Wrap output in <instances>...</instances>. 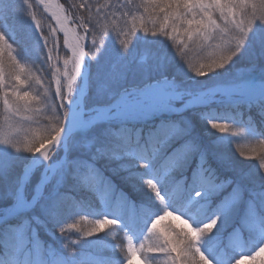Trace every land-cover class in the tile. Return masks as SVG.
Segmentation results:
<instances>
[{
  "label": "rangeland",
  "instance_id": "rangeland-1",
  "mask_svg": "<svg viewBox=\"0 0 264 264\" xmlns=\"http://www.w3.org/2000/svg\"><path fill=\"white\" fill-rule=\"evenodd\" d=\"M97 1L101 0H92ZM117 1L110 0L114 5ZM32 2L35 3L34 0ZM40 12H43L42 7ZM111 18L110 15L109 19ZM128 20L130 21L131 17H128ZM32 25L35 29L32 21L29 28H32ZM121 38H118L115 32L110 33L105 37L102 51L97 53L94 59L85 58L83 71L76 82L71 102L65 104L69 113L70 104L78 98L82 90L86 91L84 101L91 103L93 101L94 105L85 106L84 103L81 107L79 103L78 107L83 113V119L92 121L85 129L88 131L87 135L89 137L95 135L97 139L94 142H85L84 137L76 135L64 143V147L62 142L55 144L50 149L51 158L47 162H37L41 158L38 153L29 157L20 168V174L15 182V191L20 188L25 202H31L36 188L45 176L49 179L41 189L40 199L32 207L15 208L16 202L11 196V190L2 197L0 200L2 205L9 200L0 208V215L10 214L13 220L10 219L6 225L0 226V247L6 249L11 245L12 249H16L18 255L13 256L14 264H60L61 261L64 264H76L80 260L99 261V264L103 261L107 264H124L125 254L120 249L122 245L127 244L126 235L136 246L141 242L146 247L157 243L155 236L147 233V227L151 219L161 214L163 210L169 209L173 214L157 222L154 230L156 233L167 232L168 235L175 236L176 233L183 235L184 232H188L191 235L189 228L203 224L221 211L229 193L234 187H238L241 191L240 199L227 204L217 225L210 233L202 235L199 247L209 264L234 262L264 264V252L259 248L262 242L253 234L255 230L264 233V219L259 215L260 212L264 217V170L259 167V160L255 156L250 155L249 159H245L238 153L243 151L250 154L252 148H256L259 153L261 148L259 141L264 140V93L256 94V91L264 86V60L248 68L247 71H251L250 75L244 78L237 77L232 82L222 77H218V80L206 79L203 75L200 77L204 81L199 84L197 78L179 81L174 76L169 77L164 73L157 75L146 73L139 83L127 85V81L119 78V74L123 72L125 75L130 67L126 62V55L121 53L119 46ZM136 42L137 40H133L128 53ZM131 52H134V49ZM213 74L211 75L214 76ZM109 75L116 79L110 82L109 92L102 94L98 90L99 85ZM250 76H254L255 80L248 84L246 80ZM195 79L197 80L194 81ZM154 87L178 94V97L162 104L164 107L157 114L152 110L161 106L149 108L147 105L151 103L150 99L143 100L144 106L128 108L121 114L117 109L103 110L123 95L131 100L135 94ZM227 87L236 92L228 95L227 92L221 91ZM256 87L255 94L246 92V90L251 92ZM90 96L92 101L88 100ZM192 101L194 102L189 105L188 103ZM256 105L261 106V110H257ZM132 111L140 113L133 116ZM0 112L3 117L0 118V127L10 136L21 140L29 128L28 122L22 120L20 116L10 117L5 122L7 114L3 106L0 107ZM245 113H248V116ZM123 119L124 121L133 119L136 122L124 124ZM209 120L227 122L240 131L217 132L209 126ZM169 123L179 125L184 130L183 133L171 137L154 159L142 154L147 148L149 135L160 126ZM122 129L129 135L130 142L127 147L123 146V138L117 135ZM137 131L139 136H133ZM185 143L192 144L194 148L183 154L177 167L164 174L161 169L163 162ZM97 149L106 154H98ZM0 151L3 153L0 160H11L15 155L13 152L18 153L8 145H0ZM111 152L118 155L113 156ZM78 153L81 157L75 158L74 155ZM201 157L204 160L203 165ZM33 160L37 163L25 180L24 170ZM83 160H88L94 165L109 187L103 199H101V193L105 192L103 185L93 188L91 206L83 203L82 206L74 207L68 202L69 199L84 198L83 194L88 192L89 187L79 184L72 178L73 167L70 162ZM61 161H65L66 166L62 165ZM141 161L148 166L141 168ZM57 165L60 167L57 168ZM202 167L211 171L217 182L224 180L230 183L216 193L211 195L201 193L192 200L191 197L200 187L195 177ZM171 174L180 175L176 181L167 182ZM67 175L71 177L66 179ZM5 179H0V191L5 187L3 186ZM145 179H152L157 184L160 199L145 186L143 183ZM60 193L67 194L65 207L44 226L37 224L33 217L45 218L44 210L55 208V196L58 197ZM177 209L182 211L179 210L181 212L177 213ZM81 214L86 216L82 219L79 216ZM101 216L115 219L119 224L106 226L99 233L86 237L84 232L90 230L95 220ZM186 219L189 222L185 223ZM25 220L29 222L30 227L25 229L21 237L14 229ZM65 220H69L68 224L75 223L77 227L68 229L65 225L66 231L62 235L57 231V224ZM33 230L35 237L32 235ZM21 239L22 245L19 243ZM37 240L39 248L34 247ZM73 241L78 243L72 244ZM246 242L249 243L248 246ZM64 243L71 244L74 249L71 257L67 255ZM236 250L239 253L243 252V256L237 259V255L233 254ZM160 258L163 264V258ZM133 264H138V261L134 260Z\"/></svg>",
  "mask_w": 264,
  "mask_h": 264
},
{
  "label": "snow or ice",
  "instance_id": "snow-or-ice-1",
  "mask_svg": "<svg viewBox=\"0 0 264 264\" xmlns=\"http://www.w3.org/2000/svg\"><path fill=\"white\" fill-rule=\"evenodd\" d=\"M43 12H40V8ZM95 7V11H93ZM143 13L139 17L133 14L129 4H112L110 0L93 5L92 0H72L71 8H66L58 0H0V17L7 18L9 15H22L31 19L36 31L44 42V50L47 51L45 64L51 71V78L47 85L44 83V76L31 73L24 63L20 62L15 54V49L8 42L5 35L0 34V104L7 114L5 122L10 117L20 116L24 121L29 122V128L25 132L23 144L8 132L0 127V145L11 146L15 151H25L32 154H39L43 161L51 158V147L57 144L61 138L66 119L69 115L64 111L65 104L71 102V96L78 78L80 77L85 58L94 59L100 53L105 44V37L115 32L119 39L121 53L126 55L130 50L133 39L138 32L152 36H162L171 41L172 47L178 56L182 58L188 70L196 76L208 75L214 70L221 69L229 64L234 57L239 55L245 47L249 35L257 27L264 29V0H143ZM51 18L45 32V24L40 18L44 15ZM111 15V20L109 16ZM131 17V20H128ZM123 21V26H121ZM151 22L152 27L147 26ZM63 35V47L67 49L66 58L54 55L59 50L58 35ZM261 44H264V33L260 36ZM144 57H141L143 60ZM62 62V66H61ZM124 73L119 74L122 79ZM116 77L109 75L101 82L98 90L103 94L109 92L110 82ZM33 82L44 92L31 90ZM53 93L56 105L52 106L49 94ZM58 102V103H57ZM51 105V107H49ZM51 109V114L46 109ZM60 115H57V111ZM91 120L80 119L73 114V131L77 127H87ZM209 126L220 133L240 131L227 122L209 120ZM34 125V126H32ZM183 129L175 123L165 124L154 130L149 135L147 148L142 154L155 158L160 149L168 140L177 134H182ZM117 135L123 138V146L129 144V135L126 130H121ZM139 136V132L133 133ZM261 145L259 153L252 148L249 153L238 152L245 159L255 156L259 160V167L264 170V140L259 141ZM194 146L185 143L175 154L169 155L163 162L161 169L164 174L177 167L184 153L192 150ZM98 154H106L97 149ZM113 156L118 153L111 152ZM95 157H93L94 159ZM72 178L85 187L96 188L103 185L105 192L101 193V199L108 189L107 181L99 174L94 165L88 160L72 161ZM204 160L201 157V165ZM66 166L65 161H61ZM147 163L140 162V167H147ZM13 167L10 160H0V171L7 174ZM57 168L60 165L56 166ZM31 169L26 168L24 179L26 180ZM49 177L45 176L40 187L37 188L31 202H25V197L18 187L13 199L14 207H32L40 199L43 185ZM199 190L193 195L199 197L201 193L211 195L222 190L230 181L221 180L217 182L216 177L207 168H200L196 177ZM145 186L160 199L157 184L152 179L143 181ZM241 191L234 187L229 193L221 211L217 212L203 224L192 228L196 231L195 237H185L179 233L170 236L167 232L156 233L154 230L158 221L172 215L173 211L165 209L161 214L153 217L148 224L147 233L154 235L157 243L146 247L142 242L136 246L132 239L126 235L127 244L121 246L120 251L125 254L124 264H156L158 258H163V264H209L208 259L202 254L199 242L202 235L210 233L217 225L223 210L227 204L240 199ZM67 194L60 193L56 198L55 208L45 209V218L33 219L37 224L44 226L47 221L53 220L58 211L65 207ZM163 201L161 200V203ZM82 219L86 215H79ZM181 216V215H180ZM75 218V217H74ZM73 218V219H74ZM72 220V219H71ZM65 220L57 224V230L63 235L68 229L75 228V223L68 224ZM107 222V223H106ZM186 222L189 220L186 219ZM119 221L105 216L96 219L92 228L84 235L91 237L99 233L106 226H116ZM30 227L25 220L22 225L14 231L23 237L26 228ZM35 237V231H32ZM23 244V239L19 241ZM78 243L73 241L72 244ZM67 255L71 257L74 249L71 244H65ZM34 247L39 248V241H35ZM264 249V242L259 246ZM241 254H244L241 252ZM60 264H64L63 261ZM76 264H99V261L88 262L77 261ZM235 264V262H234Z\"/></svg>",
  "mask_w": 264,
  "mask_h": 264
},
{
  "label": "trees",
  "instance_id": "trees-1",
  "mask_svg": "<svg viewBox=\"0 0 264 264\" xmlns=\"http://www.w3.org/2000/svg\"><path fill=\"white\" fill-rule=\"evenodd\" d=\"M58 1L61 4H64L66 8H71L72 0H58ZM76 2L78 3L79 0H76ZM103 2L104 0L92 2V3L95 6ZM142 3L143 0L117 1V4H129L133 14L136 15L137 17H139L141 13H143V8L140 7ZM93 11H95V7H93ZM40 18L43 20L45 24V32H47L48 30L47 25L52 23V21L50 20V18H48L45 15ZM30 23H31L30 18L22 15H9L7 18L4 19L0 17V34L5 35L8 42L13 46L18 60L24 63L25 66L31 70L32 74L44 76V83L45 85H47L51 78V71L49 70L48 65L45 64L47 51L43 49L44 42L43 40H41L40 34L37 31H35L34 26L32 25V28H29ZM147 26L151 28L152 27L151 22H147ZM262 33H264V29H261L259 27L255 28L253 32L249 35L248 41L239 55L234 57L232 61L229 64H227L225 67L218 70H214L210 74L205 75L204 78L206 79L213 78L218 80V77H222V78H227L230 80V82H232L233 79H236L237 77H241L242 75H244L250 66H254L256 65V63L263 61L264 44H261L260 42V36ZM133 40H137V42L133 47L134 52H131L133 50L132 49L130 53L126 54V62L130 65V67L125 72V75L122 78L123 81H127L126 83L127 85L139 83L141 81V78L144 77V74L146 73H149V75L151 74L157 75L159 73H164L166 75H169V77L174 76L179 81L190 78H197L198 80L195 79L194 81L197 80L199 84H201L204 81L203 78L194 75L193 72L188 70L182 58L177 55L175 48L172 47L171 41H168L166 38L159 35L152 36L150 34H144L142 32H138ZM58 41H59V50L58 52L54 53V55H60L62 59L66 58L65 53H67V51L63 47V38L60 34L58 35ZM141 57H144V59L141 60ZM61 66H62V62H61ZM144 69H146L147 71H144ZM216 73L217 75H215ZM211 74H213L214 76H212ZM31 90L33 91L38 90L41 93L44 92V89L39 88V86L35 85L34 82H33V88ZM91 98L92 96H90L88 100L92 101ZM49 99L52 101V106H55L56 101L54 98V94L51 92L49 94ZM92 103L94 102L92 101ZM92 103L85 102V106L94 105ZM0 107H2V104H0ZM49 107H51V105H49ZM255 107L257 108V110H261V106L256 105ZM46 110L48 111L49 114H51L50 108ZM64 111H67L66 105ZM60 114L61 113L58 110L57 115ZM245 114H247L248 116V113ZM1 115L2 113L0 112V118L3 119ZM217 117L218 115H216V118ZM259 134H263V133L261 132ZM16 139L21 142V146H22L24 137L21 140L19 138ZM96 139L97 136L94 135V136L86 137L84 141L94 142ZM72 152L73 154H75L74 150ZM13 154L15 155L10 160L13 162L12 169L7 174L0 172V179L6 178L3 181L5 183V185L3 186L5 187L4 189H2L3 191H0V200L9 190H11V196H14L15 182L17 181V178L20 174V170H21L20 168H22V165L32 155V153H28L23 150L18 151V153L13 152ZM0 155H3L1 151H0ZM5 155H7V153ZM74 156L75 158L81 157L79 153ZM68 158L69 155H67V159ZM178 175L180 174H171L167 182L176 181ZM69 177L71 176L67 175L66 179H68ZM74 189L76 190L77 187H75ZM92 190L93 188L89 187L88 192L86 194L85 193L83 194L84 198L69 199L68 202L71 203L72 206L74 207L82 206L83 203H88L91 206L93 202L91 198ZM194 197L195 196L191 197V199L193 200ZM56 198L57 196H55V199ZM6 203H4L3 205H5ZM3 205L0 203V208L3 207ZM177 210H178L177 213L182 211L181 209H177ZM259 215H261V218L264 219V217L260 212ZM230 228H232V226ZM253 234L257 236V239H259L260 242H264V233L255 230V233ZM245 237L247 238V235H245ZM248 245L249 243L246 242V246ZM9 246L10 248L7 247L6 249L0 247V264H14L13 256L18 255V253L16 249L14 250L11 248V245ZM233 254L237 255V259L238 257L243 256V254L239 253L238 250L233 251ZM160 259L161 258H158L156 264H162ZM102 264H107V262L103 261Z\"/></svg>",
  "mask_w": 264,
  "mask_h": 264
},
{
  "label": "bare ground",
  "instance_id": "bare-ground-1",
  "mask_svg": "<svg viewBox=\"0 0 264 264\" xmlns=\"http://www.w3.org/2000/svg\"><path fill=\"white\" fill-rule=\"evenodd\" d=\"M221 91L222 92H227L228 95L233 94L234 92H236V91L232 90L231 88L221 89ZM246 92L249 93V94H255V91L248 92L246 90ZM263 93H264V86H263V88L260 91L256 92V94H263ZM135 95L136 96L134 97V99H131V100L130 99H126L125 96H122L121 99L118 100L111 107V109H117L120 112L119 114H121L122 112H124L128 108L129 109L130 108H140V107L144 106L143 105V100L150 99L151 103L149 105H147V106H149V108H156L155 106H161V107H159V109L152 110L154 114H157L158 112L161 111V108L164 107L163 106L164 104H166L169 100L178 97V94H175V93H172V92L163 91V90H161L158 87H154V88H152L150 90L141 91V92H139V94H135ZM80 99H81V94H79L78 98L74 102H72L70 104L69 116L67 118V121L65 122L64 129L62 131V135H61V138H60L58 143L66 142V139L68 138L69 132L73 131V114H77L80 117V119L83 120V113H82V111H80V109L78 107L79 103H80ZM155 101H159V102H155ZM193 102L194 101L189 102L188 104L191 105ZM139 113L140 112H134V111L131 112V114H133V115H137ZM97 117H98V115H97ZM37 162H45V161H43V159L41 157ZM37 162L33 160V162L29 163V165L26 168L32 169V167ZM23 177H24V175H23ZM40 185L38 187H40ZM37 188H36V190H37Z\"/></svg>",
  "mask_w": 264,
  "mask_h": 264
},
{
  "label": "clouds",
  "instance_id": "clouds-1",
  "mask_svg": "<svg viewBox=\"0 0 264 264\" xmlns=\"http://www.w3.org/2000/svg\"><path fill=\"white\" fill-rule=\"evenodd\" d=\"M107 223V222H106ZM185 223H187L186 221H185ZM156 225H153V227H155ZM58 232H59V230H57ZM189 231L191 232V235H189V233L188 232H184L183 233V236H185V237H195V235H196V231L192 228V227H190L189 228ZM261 252H264V249H261L260 250ZM255 257H253V259H254Z\"/></svg>",
  "mask_w": 264,
  "mask_h": 264
},
{
  "label": "water",
  "instance_id": "water-1",
  "mask_svg": "<svg viewBox=\"0 0 264 264\" xmlns=\"http://www.w3.org/2000/svg\"><path fill=\"white\" fill-rule=\"evenodd\" d=\"M10 217V215H0V224L6 222Z\"/></svg>",
  "mask_w": 264,
  "mask_h": 264
}]
</instances>
